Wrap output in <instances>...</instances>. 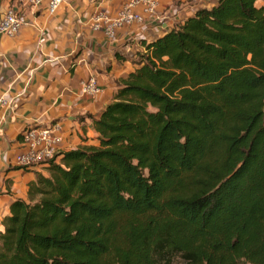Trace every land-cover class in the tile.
Listing matches in <instances>:
<instances>
[{"label": "trees", "instance_id": "obj_1", "mask_svg": "<svg viewBox=\"0 0 264 264\" xmlns=\"http://www.w3.org/2000/svg\"><path fill=\"white\" fill-rule=\"evenodd\" d=\"M161 36L0 221V264H264V3ZM264 1V0H262ZM1 2V0H0Z\"/></svg>", "mask_w": 264, "mask_h": 264}, {"label": "crops", "instance_id": "obj_2", "mask_svg": "<svg viewBox=\"0 0 264 264\" xmlns=\"http://www.w3.org/2000/svg\"><path fill=\"white\" fill-rule=\"evenodd\" d=\"M11 1L1 0L0 8ZM125 1L64 0L52 15L44 7H27L19 33L0 36V95L8 91L0 103V221L15 198H26L27 183L36 173H45L14 165L21 129L58 123L62 151L95 144L92 118L112 100L119 80L136 67L132 57L142 50L140 39H155L197 9L217 2L158 0L154 16L123 26L113 40L93 29L95 16H114ZM89 76L101 89L94 98L79 94L80 83Z\"/></svg>", "mask_w": 264, "mask_h": 264}, {"label": "built area", "instance_id": "obj_3", "mask_svg": "<svg viewBox=\"0 0 264 264\" xmlns=\"http://www.w3.org/2000/svg\"><path fill=\"white\" fill-rule=\"evenodd\" d=\"M64 0H12L2 9L0 8V36L15 37L26 24L22 17L24 8L36 9L44 7L50 15L54 14ZM158 0H126L114 16L102 14L95 16L93 29L102 30L109 40L116 37L117 30L123 26L141 24L146 18L157 13ZM41 39L37 41V48ZM101 91L93 76H89L80 83V93L94 98ZM8 91L0 95V103L5 101ZM58 123H32L19 132L21 150L14 156V165L23 169H47L50 162H57L62 149V137Z\"/></svg>", "mask_w": 264, "mask_h": 264}, {"label": "rangeland", "instance_id": "obj_4", "mask_svg": "<svg viewBox=\"0 0 264 264\" xmlns=\"http://www.w3.org/2000/svg\"><path fill=\"white\" fill-rule=\"evenodd\" d=\"M263 3H264V2H262V1H257V5H258V6L261 5V4H263ZM136 59H137L136 55L132 57V60H133V61L136 60ZM41 169H42V168H41ZM42 170H44V172H45V173H43V174H46V173H47V171H46L45 169H42Z\"/></svg>", "mask_w": 264, "mask_h": 264}]
</instances>
